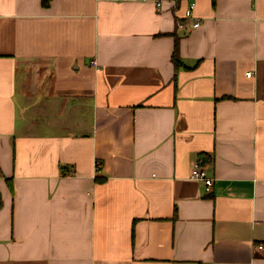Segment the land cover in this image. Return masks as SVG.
Masks as SVG:
<instances>
[{
	"label": "crops",
	"instance_id": "obj_1",
	"mask_svg": "<svg viewBox=\"0 0 264 264\" xmlns=\"http://www.w3.org/2000/svg\"><path fill=\"white\" fill-rule=\"evenodd\" d=\"M0 199V264H264V0H0Z\"/></svg>",
	"mask_w": 264,
	"mask_h": 264
},
{
	"label": "built area",
	"instance_id": "obj_2",
	"mask_svg": "<svg viewBox=\"0 0 264 264\" xmlns=\"http://www.w3.org/2000/svg\"><path fill=\"white\" fill-rule=\"evenodd\" d=\"M195 3L192 2L190 4L189 9L187 10L186 16L191 17L192 16V10L194 8ZM200 22L197 21L194 23V26L197 27L199 26ZM94 64H96L95 61H93ZM248 76L252 75V72H248L247 73ZM191 176L193 178L199 179L204 183L205 189L206 191H210L214 185V179L212 177H209L207 175L206 170L204 169V167L202 165H200L199 163H196L195 166L193 167L192 171H191Z\"/></svg>",
	"mask_w": 264,
	"mask_h": 264
},
{
	"label": "trees",
	"instance_id": "obj_3",
	"mask_svg": "<svg viewBox=\"0 0 264 264\" xmlns=\"http://www.w3.org/2000/svg\"><path fill=\"white\" fill-rule=\"evenodd\" d=\"M215 2H216V0H212L213 4H215ZM42 3L46 6L49 4V0H42ZM177 42H176L175 49H174L173 61H174L176 66H179L182 64V61L180 60L179 55H178V43ZM0 204H1V199H0Z\"/></svg>",
	"mask_w": 264,
	"mask_h": 264
}]
</instances>
